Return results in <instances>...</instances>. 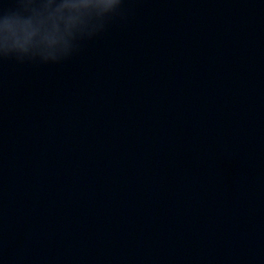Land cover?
Returning a JSON list of instances; mask_svg holds the SVG:
<instances>
[{
    "label": "water",
    "instance_id": "water-1",
    "mask_svg": "<svg viewBox=\"0 0 264 264\" xmlns=\"http://www.w3.org/2000/svg\"><path fill=\"white\" fill-rule=\"evenodd\" d=\"M79 2L0 0V25L45 22L27 51L0 46V144L155 95L264 79V0H122L110 17ZM69 19L65 43L42 41Z\"/></svg>",
    "mask_w": 264,
    "mask_h": 264
},
{
    "label": "clouds",
    "instance_id": "clouds-1",
    "mask_svg": "<svg viewBox=\"0 0 264 264\" xmlns=\"http://www.w3.org/2000/svg\"><path fill=\"white\" fill-rule=\"evenodd\" d=\"M122 0H80L79 4L70 5L74 8L100 9L107 14L106 17L117 14ZM62 7H69L63 5ZM44 21H17L6 19L3 25H0V46L5 50L15 49L27 51L29 45L35 43L34 37L38 31V25H44ZM75 24L74 19L65 22V30L61 32L58 25L53 22L51 27L46 29L42 35V41L50 47L66 42V35L71 34V29Z\"/></svg>",
    "mask_w": 264,
    "mask_h": 264
}]
</instances>
